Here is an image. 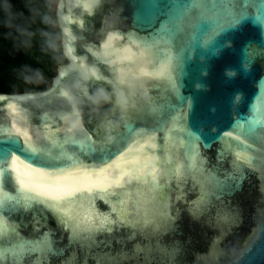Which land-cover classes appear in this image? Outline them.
Masks as SVG:
<instances>
[{
	"label": "water",
	"instance_id": "water-1",
	"mask_svg": "<svg viewBox=\"0 0 264 264\" xmlns=\"http://www.w3.org/2000/svg\"><path fill=\"white\" fill-rule=\"evenodd\" d=\"M219 2L231 4L233 0ZM140 3L141 0H101L98 7H92L89 0H59L56 17L68 63L58 68L46 91L0 94V133L10 128L15 119L18 126L26 121L24 126L31 134V129L39 126L46 114L51 117L48 120L51 130L64 127L61 116H70V110L68 100L60 93L68 92L93 139L105 137L106 121H112L110 143L115 146L117 134H126V129L119 111L112 108L116 99L109 83L113 67H142L140 49L136 46L140 43L138 38L155 31L151 25L138 21V16L146 17ZM241 3L246 8V20L217 37L218 54L201 49L193 39L180 79V93L192 100L188 125L201 136L199 151L206 159V166L221 174L232 170L234 159L232 153H226L222 159L218 157L223 147L221 141H231L230 137H223V132L231 130L237 118L241 122L260 118L256 133L248 140L253 147L242 151L243 155L256 158L255 170L241 165L245 171L243 181L219 199H213L204 213L196 211L195 201L200 191L197 180L189 177L178 181L174 177L168 190V211L173 217L170 229L156 231L147 224L130 238L129 228H119L99 237L106 243L90 251L77 245L68 246V234L39 206L26 213L4 211L0 213V252L4 253L0 264H264V56L257 55L264 48L261 19L264 0H241ZM109 35L113 37L114 49L130 48V61L115 66L95 62L89 49L102 47ZM180 43L177 41V47ZM157 58L163 62L165 55L161 53ZM144 87L161 104L171 105L167 116L179 117L181 107L187 106L167 90L166 77H149ZM48 94L55 98L53 104L45 103ZM10 103L14 107L9 108ZM157 116L145 111L134 114L129 122L137 130H151L157 127ZM76 135L82 138L79 132ZM184 135L174 133L178 138ZM163 136L164 133H158L157 142L161 146ZM231 143L238 145L239 141ZM179 155L185 163L183 149ZM84 159L91 162L87 157ZM14 194L13 185L5 184L0 200ZM96 207L98 211H111L102 201H97ZM50 230L55 247L63 249L60 255L27 253L20 257L5 251L20 240L30 243L43 238Z\"/></svg>",
	"mask_w": 264,
	"mask_h": 264
},
{
	"label": "snow or ice",
	"instance_id": "snow-or-ice-1",
	"mask_svg": "<svg viewBox=\"0 0 264 264\" xmlns=\"http://www.w3.org/2000/svg\"><path fill=\"white\" fill-rule=\"evenodd\" d=\"M89 2L92 7H98L101 0ZM140 8L146 17L138 16V21L151 25L155 31L138 38L140 43L136 46L140 49L142 67H113L109 83L116 99L112 108L119 111L126 129V134H117L115 146L110 143L112 121H106L105 137L93 139L68 92L60 93L68 100L70 110V116H61L64 127L51 130L48 123L51 117L46 114L40 125L31 129V134L24 126L26 121L18 126L15 119L10 128L0 133V192L5 190V184H11L15 193L0 200V213H26L39 206L68 234V246L77 245L90 251L106 243L99 237L124 227L131 230L130 238L147 224L156 231L170 229L173 217L168 211V190L174 177L178 181L189 177L197 180L200 191L195 201L196 211L204 213L213 199H219L243 181L245 171L241 165L256 168V158L243 155L242 151L253 147L248 140L256 133L260 118L253 117L247 122L237 118L234 127L223 132V137L239 144L221 141L223 147L218 157L222 159L226 153L234 156L232 170L221 174L206 166V159L199 151L201 136L188 125L192 100L180 93V79L193 39L201 49L218 54L217 37L246 20V8L241 0H233L231 4L219 0H141ZM261 19L264 22V17ZM112 40L109 35L102 47L89 49L97 64L115 66L132 59L128 55L130 48L114 49ZM177 41L181 42L179 47ZM161 53L165 55L163 62L157 58ZM257 55L264 56V48ZM149 77H166L167 90L187 105L181 107L179 117L167 116L171 105L161 104L157 97L149 95L144 87ZM48 95L45 103L53 104L55 98ZM8 107L14 105L10 103ZM145 111L158 114L157 127L137 130L129 121L134 114ZM77 132L82 138L77 137ZM161 132L163 146L157 142ZM177 132H183L184 137H175ZM241 145L247 147L241 149ZM181 149L185 163L181 162ZM85 157L91 162L86 163ZM97 201L110 206L111 211H98ZM52 236L50 230L43 238L30 243L20 240L5 251L20 257L27 253L60 255L63 249L55 247ZM3 255L0 252V258Z\"/></svg>",
	"mask_w": 264,
	"mask_h": 264
},
{
	"label": "trees",
	"instance_id": "trees-1",
	"mask_svg": "<svg viewBox=\"0 0 264 264\" xmlns=\"http://www.w3.org/2000/svg\"><path fill=\"white\" fill-rule=\"evenodd\" d=\"M59 0H0V94L48 90L63 54Z\"/></svg>",
	"mask_w": 264,
	"mask_h": 264
}]
</instances>
